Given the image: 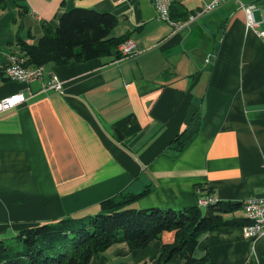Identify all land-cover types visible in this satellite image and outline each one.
Segmentation results:
<instances>
[{"label": "crops", "instance_id": "obj_1", "mask_svg": "<svg viewBox=\"0 0 264 264\" xmlns=\"http://www.w3.org/2000/svg\"><path fill=\"white\" fill-rule=\"evenodd\" d=\"M213 1L173 0L169 18L182 24L179 31L158 20L154 0L0 3V69L21 56L20 43L36 44L74 9L115 15L113 36L132 40L138 53L45 66L63 83L61 93L42 92L45 80L0 77V101L27 97L0 114V239L38 223L93 216L104 201L147 187L129 208L195 207L197 188L220 202L264 195V0H228L190 20ZM252 6L258 26L248 29L244 8ZM191 106L200 109V125L178 152L173 142ZM124 119L133 129L119 140L114 125ZM227 218L243 220V210ZM244 226L202 235L196 256L264 264V237L248 239ZM174 242L175 232H164L145 249L119 244L90 264H152ZM167 264L182 262L175 256Z\"/></svg>", "mask_w": 264, "mask_h": 264}, {"label": "trees", "instance_id": "obj_2", "mask_svg": "<svg viewBox=\"0 0 264 264\" xmlns=\"http://www.w3.org/2000/svg\"><path fill=\"white\" fill-rule=\"evenodd\" d=\"M118 23L111 13L71 10L61 17L58 28L46 29L36 44L20 43L21 56L26 58L25 66L42 67L109 56L121 59L119 47L128 39L113 36ZM4 69H0L3 80L8 78ZM199 120L200 109L191 106L186 129L173 142L176 151H183L191 141L190 129L194 125L196 133ZM130 121L124 119L114 125L119 140L129 136L133 129V125L129 127ZM149 192L147 187L136 195L106 200L101 203V211L93 216L33 225L17 234V250L0 239V264H90L94 256L119 244L126 243L131 251L145 249L164 232H175V242L164 245L152 264H167L175 256L180 257L182 264H213L209 254H195L201 236L221 227L247 224L245 218H227L242 209L240 203L217 201L182 210L129 208Z\"/></svg>", "mask_w": 264, "mask_h": 264}, {"label": "built area", "instance_id": "obj_3", "mask_svg": "<svg viewBox=\"0 0 264 264\" xmlns=\"http://www.w3.org/2000/svg\"><path fill=\"white\" fill-rule=\"evenodd\" d=\"M116 3H123L126 0H114ZM173 0H154L155 7L158 13V20L167 22L165 15V8L171 7ZM228 0H214L209 4H205L202 8L194 14V22L200 17L207 15L215 11L222 4ZM244 8V7H243ZM248 19V29H254L258 26L254 22L253 14L255 7L244 8ZM176 31H179L183 26L182 24H170ZM259 36L264 38V32H259ZM122 58H132L136 57L138 53L136 52L135 43L128 39V43L125 48L119 51ZM26 58L22 56H12L10 58L9 65L4 70L10 71V80L21 83H31L36 80H42L45 82L42 86V92L55 91L63 92L64 86L60 79L52 72L46 75L44 67L42 66H25ZM27 102V97L25 94H16L7 97L0 101V114L11 111L18 108L22 104ZM197 196V202L201 208L203 201L210 198H215L211 195L205 194L201 188L195 190ZM244 215H254L255 217H260V225L257 226H244L246 236L248 239H259L264 237V195L260 197H255L244 201V207H242Z\"/></svg>", "mask_w": 264, "mask_h": 264}, {"label": "bare ground", "instance_id": "obj_4", "mask_svg": "<svg viewBox=\"0 0 264 264\" xmlns=\"http://www.w3.org/2000/svg\"><path fill=\"white\" fill-rule=\"evenodd\" d=\"M170 7H167L165 8V15H166V20L167 22H169L170 24H174L172 23V21L170 20L169 18V13H170ZM190 20L191 21H194V16H191L190 17ZM128 43V41L124 42L120 47H119V51L122 49V48H125L126 47V44ZM6 76L8 77V79H10V71L7 70L6 72ZM217 202V200H214V199H208V200H205L203 201L202 203V206L201 207H205L209 204H212V203H215ZM199 206V204H198ZM200 207V206H199ZM242 207H244V203L242 204ZM244 218L246 219V222H247V226H257V225H260V217H255L254 215H244Z\"/></svg>", "mask_w": 264, "mask_h": 264}, {"label": "rangeland", "instance_id": "obj_5", "mask_svg": "<svg viewBox=\"0 0 264 264\" xmlns=\"http://www.w3.org/2000/svg\"><path fill=\"white\" fill-rule=\"evenodd\" d=\"M238 212H240V211H238ZM1 240H4L7 245L14 247L17 250V245L19 242L17 241L16 237H10V238L1 239ZM20 248L22 249V244H21Z\"/></svg>", "mask_w": 264, "mask_h": 264}]
</instances>
